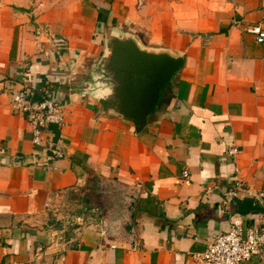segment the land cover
Instances as JSON below:
<instances>
[{
    "label": "crops",
    "instance_id": "1",
    "mask_svg": "<svg viewBox=\"0 0 264 264\" xmlns=\"http://www.w3.org/2000/svg\"><path fill=\"white\" fill-rule=\"evenodd\" d=\"M263 20L264 0L0 5V264H202L233 218L264 228V48L244 30ZM113 27L183 55L138 134L85 91ZM44 85L65 121L36 145L11 100H39ZM96 181L112 185L115 210L61 224L59 198ZM244 264H264V248Z\"/></svg>",
    "mask_w": 264,
    "mask_h": 264
},
{
    "label": "water",
    "instance_id": "2",
    "mask_svg": "<svg viewBox=\"0 0 264 264\" xmlns=\"http://www.w3.org/2000/svg\"><path fill=\"white\" fill-rule=\"evenodd\" d=\"M182 64L183 55L145 48L133 34L113 27L105 35L92 87L85 91L98 100L102 112L119 115L130 124L132 133L138 134L145 128L161 89ZM124 229L131 226L124 225Z\"/></svg>",
    "mask_w": 264,
    "mask_h": 264
},
{
    "label": "built area",
    "instance_id": "3",
    "mask_svg": "<svg viewBox=\"0 0 264 264\" xmlns=\"http://www.w3.org/2000/svg\"><path fill=\"white\" fill-rule=\"evenodd\" d=\"M244 30L252 34L256 42L264 48V20L248 25ZM11 105L27 118L32 133L31 140L36 145L42 144L46 127L52 124L62 126L65 121L63 103L50 93L33 101L24 90H19L13 93ZM236 152L235 148L230 150L231 154ZM52 153L62 156L56 149H52ZM184 176H187L186 172ZM240 188L241 184L236 183L225 193L224 200L228 202L238 196ZM263 248L264 228H245L243 220L236 217L231 220L229 229L216 233L205 250L195 255V259L202 264H244Z\"/></svg>",
    "mask_w": 264,
    "mask_h": 264
},
{
    "label": "rangeland",
    "instance_id": "4",
    "mask_svg": "<svg viewBox=\"0 0 264 264\" xmlns=\"http://www.w3.org/2000/svg\"><path fill=\"white\" fill-rule=\"evenodd\" d=\"M21 1L22 0H18ZM9 0H0V5L7 4ZM112 185L96 181L93 184L84 182L82 185L68 190L57 201L56 216L62 217L68 224L80 219L85 222H102L107 218L109 212L115 210L119 197H115L114 191H111ZM56 219V218H55ZM56 221V220H54ZM60 221V220H58Z\"/></svg>",
    "mask_w": 264,
    "mask_h": 264
},
{
    "label": "trees",
    "instance_id": "5",
    "mask_svg": "<svg viewBox=\"0 0 264 264\" xmlns=\"http://www.w3.org/2000/svg\"><path fill=\"white\" fill-rule=\"evenodd\" d=\"M165 86H166V85H165ZM165 86H164V87H165ZM58 87L60 88L59 85H56V88H58ZM164 87H163V88H164ZM163 88H162V89H163ZM162 89H161V90H162ZM50 90H51V89H50L49 87H47V85H44V87H43V91H44V92L49 93V92H51Z\"/></svg>",
    "mask_w": 264,
    "mask_h": 264
}]
</instances>
